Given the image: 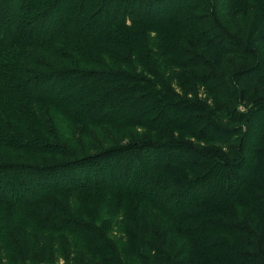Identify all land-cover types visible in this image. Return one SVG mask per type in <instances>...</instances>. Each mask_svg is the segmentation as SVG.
<instances>
[{"label":"trees","instance_id":"obj_1","mask_svg":"<svg viewBox=\"0 0 264 264\" xmlns=\"http://www.w3.org/2000/svg\"><path fill=\"white\" fill-rule=\"evenodd\" d=\"M110 1L102 0L101 3L105 8L91 14L85 11L80 17L74 19L73 24V22H68L67 18L71 14L70 7L73 6L74 0H42L39 5L41 8L36 10L32 16L27 14L29 8L34 4L33 0H0V144L11 149L20 148L27 153L35 154L48 149L64 148L60 142L34 143L21 137L17 130L8 128L7 122H2L4 119H2L1 113H6L9 107L13 111L20 109L25 113H41L37 108L38 105H51L52 109L58 108L60 113H66L63 116L69 123L78 122L91 126H95L98 124L97 120L102 119L113 121L105 124L128 123L132 120L129 113L113 114L114 108L111 109L110 116L106 118H98L99 113L95 109H93L92 115H87L86 118H78L71 109L62 106L52 98L43 97L44 94L37 91L41 87L42 81H53L54 78H56L57 83H62L66 78H69L76 90L86 84L84 83L85 80L96 79L102 82V80L108 79L111 77L109 72L94 74L89 73L92 72L90 70L81 69L78 64L79 57L81 54L84 55L83 62L98 60V57L106 56L108 52L113 50L114 43L124 49V52L136 53L137 50L142 49V54L140 53L137 57L133 55L132 59L135 66L156 68L151 69L154 73L159 66L164 65L165 60H173V52L180 46L174 41L175 34L173 32L175 31L170 26L174 17L172 15L168 19V16L162 15L158 9L160 7L169 9V4L162 6L165 3H160L157 0H138V5L134 8L137 9L136 14L133 13L130 22H127V17L122 14L117 18V14L111 7V5L120 3L122 0ZM207 1L209 2V0ZM219 2L220 4H218ZM221 2L228 5L226 17L222 22L224 26L220 25L217 19ZM249 2L251 4L249 5L251 19L248 21L249 28L244 40L259 47L260 52L257 55H260V58L257 57L261 66L264 67V0H249ZM214 3L213 7L216 5L218 8L215 12L211 10L208 21L216 27V38L226 45H212L211 40L207 36L203 37L202 32L195 33V44L211 60L212 67L210 66V68H213L216 73L218 72L217 76L221 80L219 82L224 81L226 86L232 87V81L228 78L223 67L224 51L226 47L230 50L244 49L247 46L243 41L233 40L225 35L231 36L228 29L232 31L233 23L236 22L237 28L233 33L239 38L241 28H246L245 19L239 21L237 18L239 13L236 10L234 15L237 19L234 20L233 16L234 22H232L233 0H215ZM196 4L193 0H188V3L185 2L183 5L188 11ZM243 4L244 0L239 1L236 8L240 10ZM90 15L94 16V22H98V24L93 27L87 25L88 22H86L83 26L76 28L81 22L87 21ZM23 18L26 19L25 25L30 26L27 32L26 26L22 27L23 21H25ZM188 18L193 20L195 17L191 15ZM116 19H119V22ZM141 25L143 27H140ZM202 25L209 27L206 22ZM147 26H151L152 30L155 31V38L162 36L167 39L166 46L170 52L164 50L166 46L151 47V41L147 43L145 37H137L138 31ZM80 28L81 30H79ZM114 29L117 32L113 31ZM163 31H166L164 36L161 34ZM113 32L120 36V39H115L117 37ZM242 34L244 35V33ZM176 35H178L177 32ZM54 43L59 45L51 49L50 46ZM136 43L139 47L136 46ZM170 43L173 45L168 47ZM35 48L42 49L46 54L56 52L63 57L62 61L69 64L60 68L59 72L54 71L53 74L38 70L39 64L42 65L45 62L41 61L43 58L31 52ZM114 54L116 56L119 52H114ZM58 60L60 59L58 58ZM96 64H102V62L98 61ZM253 70L255 68L238 72L236 79H233V82L238 86V95L243 99L250 93L253 86L257 88L258 81H256ZM100 87L107 89V85L104 83H101ZM111 90L110 95L112 96L118 92ZM124 94L130 101L129 109L131 112L136 111L134 115L138 113L143 119L142 113H145L143 107L147 106L144 102L148 98L138 93L133 84L125 89ZM115 99H120V96H116ZM33 103L37 105L34 106ZM99 107H102L99 109L103 112L107 103L105 106L101 104ZM177 107L180 108L179 105ZM176 110L178 109L176 108ZM246 114L240 116L243 117ZM259 114L250 113L249 117H245V119L248 117L250 120L242 132V135L244 133L243 142L241 143V139H238L240 146L228 147L226 153L220 152L212 158L209 157L212 154L190 143L138 140L128 142L125 145L112 146L97 154L82 157L74 156L61 162L37 165L0 163V176L5 177L9 174L3 185L0 177V207L34 208L42 205L45 201V195H50L48 193L54 191L94 193L101 196L97 198L106 204L111 202L113 205L123 207L129 204L136 205L137 211L134 212L138 228L136 239L143 246L147 245L150 232L149 224L155 215L165 222H161L160 227V245L162 248L166 244V240L177 231L182 229L187 231L186 234L194 240L192 245L194 249L185 254L182 248L177 249L173 255L172 264H195L197 260L211 263L205 259H197V255L215 256L212 248L221 246L226 250V254L222 256L229 259L231 264H264V251L261 249L264 247V136L261 137L260 133L258 136L256 134L249 137L253 126H257L259 132L264 130V117ZM187 115L181 120L177 119L178 116L175 114L171 116L169 114L164 116L155 114L149 119V122L151 127L155 126L158 129V132V126L160 128L187 130L186 127L178 125L189 120L191 116ZM199 118L204 119V124L200 127L202 138H205L206 141L210 140L223 144V140L228 138L224 128L205 117ZM260 142L263 147L257 150V147L261 146ZM212 150L215 151V149ZM241 154L246 155L247 158ZM257 157H260V161H255ZM245 165L248 168L247 171L239 174L237 170ZM219 173L223 181L219 180L218 182L215 181L216 178H213ZM80 174L83 176L82 179L77 178V175ZM66 175L67 178L62 179ZM133 175H139L142 180L149 179L151 185L148 187L142 180H137ZM121 177L122 180L118 182ZM133 177L135 178L132 181ZM16 178L23 186L21 192L16 191V184L18 183ZM231 178L235 180L234 183L230 182ZM61 180L65 182V185L60 183ZM45 181L47 182L45 183ZM220 182H222L221 187H219ZM6 189L11 192V195L5 191ZM238 205L245 209L247 221L254 226L252 232L257 245L260 246L257 247L258 249H254V252L250 251L251 249L247 250L227 244L224 240H219L220 243L214 244L217 239L208 241L206 238V236L211 239L217 234H226L227 238L232 239L231 234L241 227V224L233 222L237 221L236 219L233 220V217L235 215L234 207L238 208ZM25 212L28 213L29 211ZM29 215L30 221H33L36 227L43 229V216H37L31 212ZM214 218L232 221L222 222ZM83 227L101 236L100 230L86 221L74 218H61L56 229L62 232H78L88 241H91L83 231ZM246 228L249 230L247 226ZM8 230L5 222H1L0 232L8 235L10 234ZM235 234H238V231ZM236 240L241 241V236H237ZM21 244L28 254V238L23 237ZM0 251H4L3 246H0ZM44 251L45 247L43 246L42 255ZM150 260L152 264H164L166 262L164 251L159 249V251L154 252ZM41 263H44V259L41 260ZM119 264L123 263L119 261Z\"/></svg>","mask_w":264,"mask_h":264},{"label":"rangeland","instance_id":"obj_2","mask_svg":"<svg viewBox=\"0 0 264 264\" xmlns=\"http://www.w3.org/2000/svg\"><path fill=\"white\" fill-rule=\"evenodd\" d=\"M41 1L33 0L34 4L29 8L27 15H34L36 10L41 8V6L39 7ZM101 1L74 0L73 6L70 7L71 14L67 18V21L73 22L74 24V19L80 17L85 11L90 12V14L93 12L97 13L101 8H105ZM157 1L165 3L162 6L166 4L170 5L169 9L162 7L158 9L162 15L168 16V19L173 15L174 21H172L170 26L175 31L173 32L175 34L174 41L180 45L173 52V60H165L164 65L161 64L162 66H159L157 71H155L157 74L151 71V69L156 68L135 66V62L132 59L133 55L137 57L142 49L137 50L136 53H132L131 51L124 52V49L114 43L113 50L108 52L106 56L98 57L100 60L93 59L83 62L84 55L81 54L79 57L78 64L81 66V69L90 70L92 72L89 73L94 74H106L109 72L111 77L108 79L102 80V82L96 79L91 81L83 80L86 84L76 90L69 78H66L62 83H57L56 78H54L53 81H42L40 84L41 87L37 90L39 93L44 94L42 95L43 97L52 98L62 106L71 109L78 118H86L85 116L92 115L93 109L99 113L98 118H106L110 116L109 113L114 108L115 112L113 114L129 113L132 120L128 123L105 124L113 121L102 119L97 120L98 124H95V126H91L90 124H79L78 122L75 124L69 123L66 117L63 116L66 113H60L58 108L52 109L51 105H38L37 108L41 113H25L20 109L13 111L9 107L6 113H1L3 116L2 119H4L2 122L6 121L8 128L17 130L21 137L34 143L60 142L64 148L48 149L35 154L27 153V151L21 150L20 148L11 149L0 144V163L37 165L61 162L69 160L74 156L82 157L85 155H93L112 146L125 145L128 142L138 140L190 143L199 146L209 154L215 155H209L211 158L216 157L220 152L226 153L228 147L240 146L238 139L240 138L241 143L243 142L244 133L242 135V132L250 120L248 119L250 113H260L259 115L264 117V67L261 66L259 63L260 60L257 57L259 56L260 58V55H257L260 50L252 42H245L244 40V38L246 39L249 28L248 21L251 19V12H249V5L251 4L249 0H244V4L240 7V10L236 8V5L239 1L242 2V0H233L234 7L232 6L234 9L232 10V22H234L233 16L235 20L236 17L234 14L238 10L239 14L237 18L239 21L245 19L246 28H241L242 30L238 38L234 35L237 28V24L234 22L232 31L228 29L231 36L228 34L225 35L230 39L243 41L247 46L244 48L245 50L243 48L229 50L226 47L224 51L223 67L228 74V78L232 81V87L226 86L224 81L219 82L221 80L217 76L218 72L216 73L213 68H210V66L212 67L211 60L195 44V33L202 32L203 37L207 36L211 40L210 43L212 45H226L220 39L216 38V27L208 21L211 10L215 12L218 8L216 5L213 7L215 0L214 2L213 0H209V2L207 0H193L197 4L188 11L185 9L186 6L183 5L185 2L188 3V0ZM137 5L138 0H122V2L115 3L111 7L117 14V18L122 14L124 17H127V22H130L132 14H136L135 11L137 9L134 8ZM227 7L228 5L225 2H221L218 13L219 17H217L220 25H223L222 22L226 17ZM191 15L195 17L193 20L188 18ZM23 20L25 21H23L22 27L26 26L27 32L30 26L25 25V18ZM94 21V16L90 15L87 21L81 22L76 28L83 26L86 22H88L87 25L94 27V25L98 24V22ZM117 22H119V19ZM205 22L209 25L208 28L202 25ZM140 27H143V25ZM140 27L137 28L140 29ZM141 30L138 31L139 35L137 37H145L147 43L151 41V47L161 48L167 45L166 38L162 36L155 38V31L152 30L151 26L141 28ZM113 31L117 32L115 29ZM115 32H113L115 37H117L115 39H120V36ZM176 32L178 35H176ZM161 34L164 36L166 31H163ZM58 45L54 43L50 48L54 49ZM171 45L173 43L168 44V47H171ZM136 46L139 47L137 43ZM164 50L170 52V50H167V46ZM31 52L43 58L41 61L45 63L42 65L39 64L41 67L38 66V70L48 71V74H53L54 71L59 72L61 70L60 68L69 64L62 61L63 57L59 56L56 52L46 54L42 49L38 48L31 50ZM114 52H119V54L115 56ZM98 61L102 62V64H96ZM250 68H255L253 71L258 84L257 88L253 86L250 93L243 99L238 95V86L233 82V79H236L238 72L249 70ZM101 83L107 85V89H101ZM130 84L135 85V90L148 98L144 102L147 106L143 107L145 109V113H142L143 119L138 113L134 115L136 111L131 112L129 109L130 101L124 94V91ZM110 89H112L111 91L115 90L118 92L112 96L110 95ZM116 96H120V99H115ZM117 100H123L124 102H116ZM150 100L152 101L148 102ZM106 103L107 107L102 112L99 109L102 107L99 106L101 104L105 106ZM33 105L36 106L37 104L33 103ZM176 105H179L180 108ZM176 108L180 111L176 110ZM155 114H161L163 116L165 114H169L170 116L175 114V116H178L177 119L181 120L187 114L191 117L186 123L178 124L186 127L185 129L187 130L160 128L158 126V132V129L155 126L151 127L149 122V119ZM243 114L246 115L241 117ZM246 116L248 117L245 119ZM199 117H205L224 128L228 138L223 140V144L210 140L206 141L204 140L205 138H202L203 135H201L200 127L204 124V119ZM188 126L189 128H187ZM260 133L261 137H263L264 130L259 132V128L253 126L252 133L249 137L256 134L258 136ZM220 135L223 134L220 133ZM262 147L261 143V146H258L257 150ZM212 149H215V151ZM241 155L247 158L246 155ZM235 160L237 161L238 158ZM255 161H260V157L255 158ZM247 169L245 165L237 171L241 174L246 172ZM220 175V173L214 175L213 179L216 178L215 181L218 182L219 180L223 181ZM133 176L137 180H142L139 175ZM0 177L2 178L1 184L3 185L6 181L5 179L9 177V174L5 177ZM82 177L81 174L77 175L79 179H82ZM135 177L132 178V181ZM66 178L67 175L62 179ZM121 180L122 177L118 182ZM16 181L18 182L16 184V191L21 192L23 186L18 181V178H16ZM234 181L233 178L230 179V182L234 183ZM142 182L148 187L151 185L149 179L142 180ZM60 183L64 184L65 182L61 180ZM221 185L222 182H220L219 187ZM5 191L11 195L9 190L6 189ZM48 194L50 195H45L44 203L34 208L11 209L9 207H0V223L4 221L10 233L4 235L0 232V246L4 247V251H0V264H119V261L123 264H152L150 260L151 256L154 252L159 251V249L164 251L166 257L164 264H172L173 255L177 249L182 248L184 254L194 249L192 246L194 240L186 234L187 231L184 229L179 232L177 231L171 238L167 239L166 244L162 248L160 245V227L161 222H165L157 215L153 216L150 221L147 245H141L139 240L136 239L138 228L134 213L137 211L135 204H129L125 207L113 205L111 202L106 204V202L97 198L101 196L84 191H54ZM154 194L157 195V193ZM234 208L235 215L233 220L236 219L237 221L233 222L241 224V229L239 228L240 230L238 229L231 234L233 240L227 238L226 234H217L216 237L213 236L211 239L208 236L206 238L208 241L217 239L214 244L220 243L219 240H224L227 244L242 247L247 250L251 249L250 251L254 252V249L260 247L257 245V241L252 232L254 226L247 221L244 208H241L239 205V209L237 207ZM25 211H29L37 216H43V229L36 227L35 223L30 221L29 212L26 213ZM48 211L49 213H47ZM61 218H74L86 221L94 228L100 230L101 236L83 227V231L91 239V241H88L78 232H62L57 230L56 227ZM214 219L222 222L232 221L220 218ZM237 231L238 234H235ZM237 236H241V241L238 242L236 240ZM23 237L28 238V254L25 252L23 244H21ZM43 246L45 247V251L42 255ZM261 249L264 251V247ZM212 252L215 256L197 255V259H205L211 263L197 260L195 264L232 263L229 259L223 257L226 254V250L222 246L213 247ZM43 259L44 263H41Z\"/></svg>","mask_w":264,"mask_h":264}]
</instances>
